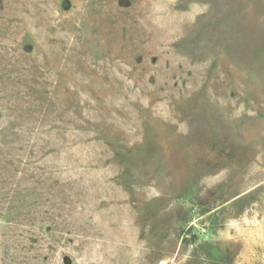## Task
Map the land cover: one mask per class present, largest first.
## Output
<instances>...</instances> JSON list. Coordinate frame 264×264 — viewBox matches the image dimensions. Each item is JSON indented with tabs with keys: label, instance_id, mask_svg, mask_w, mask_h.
Segmentation results:
<instances>
[{
	"label": "rangeland",
	"instance_id": "374dc122",
	"mask_svg": "<svg viewBox=\"0 0 264 264\" xmlns=\"http://www.w3.org/2000/svg\"><path fill=\"white\" fill-rule=\"evenodd\" d=\"M0 264H264V0H0Z\"/></svg>",
	"mask_w": 264,
	"mask_h": 264
},
{
	"label": "trees",
	"instance_id": "16d2710c",
	"mask_svg": "<svg viewBox=\"0 0 264 264\" xmlns=\"http://www.w3.org/2000/svg\"><path fill=\"white\" fill-rule=\"evenodd\" d=\"M247 197V195H244L243 197H238V198H236V199H234V201L232 202V204L233 205H239V203L243 200V199H245ZM211 210V207H207V208H205V209H203L202 211H201V214H205V213H207V212H209ZM193 241L195 242L196 241V237L194 236L193 237Z\"/></svg>",
	"mask_w": 264,
	"mask_h": 264
}]
</instances>
